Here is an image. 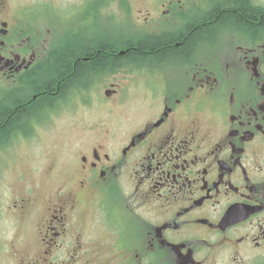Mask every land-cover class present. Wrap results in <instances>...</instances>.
Returning <instances> with one entry per match:
<instances>
[{
    "label": "flooded vegetation",
    "instance_id": "af4514ba",
    "mask_svg": "<svg viewBox=\"0 0 264 264\" xmlns=\"http://www.w3.org/2000/svg\"><path fill=\"white\" fill-rule=\"evenodd\" d=\"M55 121L16 264H264V0H0V156Z\"/></svg>",
    "mask_w": 264,
    "mask_h": 264
},
{
    "label": "rangeland",
    "instance_id": "374dc122",
    "mask_svg": "<svg viewBox=\"0 0 264 264\" xmlns=\"http://www.w3.org/2000/svg\"><path fill=\"white\" fill-rule=\"evenodd\" d=\"M105 109L104 106L89 109L87 120L93 117L103 119L107 115ZM128 112L127 107L119 108L110 120H124ZM81 133V129L55 121L50 125H39L28 138L10 142L5 147L4 155L0 156V264H16L18 258L10 251L15 245L17 222L7 207L22 191L40 184L44 179L43 170H50L52 163L55 162L53 168L60 172L75 153L74 140H84Z\"/></svg>",
    "mask_w": 264,
    "mask_h": 264
},
{
    "label": "trees",
    "instance_id": "16d2710c",
    "mask_svg": "<svg viewBox=\"0 0 264 264\" xmlns=\"http://www.w3.org/2000/svg\"><path fill=\"white\" fill-rule=\"evenodd\" d=\"M104 63H105V59L100 54H97L93 60L92 59L88 60L86 63H81L80 60L77 59L76 66L78 70H83V69L93 68L98 64L104 66ZM2 130L3 128H0L1 134H2L1 132Z\"/></svg>",
    "mask_w": 264,
    "mask_h": 264
}]
</instances>
